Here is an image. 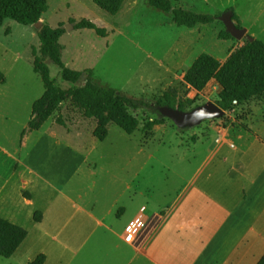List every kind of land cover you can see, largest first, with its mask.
<instances>
[{
    "label": "rangeland",
    "instance_id": "1",
    "mask_svg": "<svg viewBox=\"0 0 264 264\" xmlns=\"http://www.w3.org/2000/svg\"><path fill=\"white\" fill-rule=\"evenodd\" d=\"M48 1L49 8L42 16L44 22L64 23L63 59L84 74L77 82L65 80L59 65L48 61L50 76L68 92V97L40 129L32 132L28 128L30 120L36 118L32 104L45 91L42 76L33 66L40 37L33 24L12 18L5 19L0 26V70L7 80L0 82V207H5L13 217L19 216L25 212L19 193L25 196L24 192L28 191L31 198L40 194L43 183L40 180L46 182L45 179L60 190L53 208L63 210L62 218L71 211L73 218L76 211L68 197L78 202L77 205L97 203L100 206L95 208L97 212H107L111 193L117 194L123 204L129 202L133 214L143 211L144 202L154 210L166 206L179 189L178 174L192 171V165L184 163L190 157L187 144L193 138H208L214 126L240 123L252 108H240L236 104L221 117L205 119L189 128H180L166 117L163 124L147 130L145 121L157 116L152 103L156 105V99L170 87H175L179 96L193 98L195 104L208 100L217 103L221 90L217 80H211L198 91L187 84L185 72L200 53L207 51L225 60L237 44L244 42L246 37L219 36L222 29L229 30L224 19L230 15L226 12L229 7L233 6L238 13L241 26L264 40V0H172L176 6L198 12L223 13L213 22L193 27L178 25L171 12L152 6L149 0H125L117 15L107 13L94 0ZM71 17L90 18L105 27L107 34L102 36L91 28H76ZM88 76L100 84L142 95L150 101L149 107L135 111L140 123L134 132L128 133L112 122L105 140L93 135L96 120L84 116L72 96V90L83 85ZM59 114L65 120L64 125L56 120ZM24 127L27 131L22 135ZM30 134L32 144L23 159L24 143ZM41 153L45 160H40ZM96 165L98 172L93 168ZM131 193H135V198L130 197ZM146 212L147 209L142 214ZM70 223L79 225L72 237L74 243L80 242L94 225V221L83 216L73 218ZM141 224L134 239L146 227V221L142 220ZM126 226L127 221L121 217L114 228ZM53 227L49 222L30 225L24 242L12 256L0 255V264H27L40 252L51 256L50 264H61L65 256L69 260L70 256L53 238ZM99 231L105 233V227H100L80 254L87 259L94 243L91 255L94 264L103 263L102 248L113 250L108 242L101 244Z\"/></svg>",
    "mask_w": 264,
    "mask_h": 264
},
{
    "label": "crops",
    "instance_id": "2",
    "mask_svg": "<svg viewBox=\"0 0 264 264\" xmlns=\"http://www.w3.org/2000/svg\"><path fill=\"white\" fill-rule=\"evenodd\" d=\"M243 106L252 111L240 123L214 126L208 138H193L187 144L190 157L184 163L192 165V171L178 174L179 189L166 206L154 210L144 202L141 210L147 209L142 219L146 227L132 241L126 239V230L138 212L133 214L129 202L123 204L117 194L111 193L107 212H97V203L77 205L68 197L72 208L76 207L73 218L83 216L94 221L92 231L74 243L72 237L79 225L70 223L72 211L62 218L63 210L53 208L60 190L41 174L46 182L40 180L42 189L37 195L41 201L33 208L32 218L26 221V211L13 217L5 207H0V215L27 229L36 222L53 223V238L70 256L69 260L67 256L61 258V264H94V243L87 259L80 254L100 227H105V233L99 231L101 244L106 241L113 249H101L102 264H256L264 253V95L252 97L240 104V108ZM32 140L30 134L24 143L23 159ZM44 186L48 188L43 190ZM130 197L135 198V193ZM37 209L43 211L40 221L34 218ZM121 217L127 226L116 230ZM51 260L47 254L44 264Z\"/></svg>",
    "mask_w": 264,
    "mask_h": 264
},
{
    "label": "trees",
    "instance_id": "3",
    "mask_svg": "<svg viewBox=\"0 0 264 264\" xmlns=\"http://www.w3.org/2000/svg\"><path fill=\"white\" fill-rule=\"evenodd\" d=\"M125 0H94L101 8L116 14ZM152 6L164 12H171L178 25L193 27L198 23H210L220 18L222 12H198L183 6H176L172 0H149ZM49 8L48 0H0V26L5 19L12 18L23 24H33L38 21ZM226 12L241 26V19L235 9L229 7ZM70 21L76 28H91L98 34H107L106 28L96 21L83 17L79 20L71 17ZM66 31L64 23L51 25L44 23L38 30L40 45L34 54V70L40 73L44 82L45 91L37 97L32 104V114L36 116L29 122V130L39 129L44 122L58 109L60 104L68 97V92L58 86L50 76L48 61H53L61 68L65 80L77 82L84 71L67 65L63 59V45L61 37ZM221 38H231L233 34L228 29L219 32ZM187 84L197 89H204L215 79L221 86L217 103L224 109H231L236 104H242L252 97L264 95V40L256 37L254 40L245 38L237 45L225 60L214 54L204 51L197 55L185 72ZM0 82H6L3 71L0 70ZM73 100L83 110L86 117H93L96 126L93 135L100 140L109 134V125L118 124L128 133L134 132L140 121L135 111L150 106V101L144 96H138L118 91L113 86L98 83L92 76H88L83 85L72 90ZM156 103L169 104L174 107L188 109L195 105L193 98L179 96L175 87H170L156 99ZM56 120L65 124L61 114ZM166 117L155 116L145 121V128L151 130L155 124H162ZM27 128L22 130L25 134ZM25 197L31 198L29 192ZM43 211L37 209L34 218L42 220ZM29 230L7 217L0 215V255L12 256L25 238ZM47 258L45 252L37 254L27 264H44ZM256 264H264V253Z\"/></svg>",
    "mask_w": 264,
    "mask_h": 264
},
{
    "label": "water",
    "instance_id": "4",
    "mask_svg": "<svg viewBox=\"0 0 264 264\" xmlns=\"http://www.w3.org/2000/svg\"><path fill=\"white\" fill-rule=\"evenodd\" d=\"M224 19L229 30L234 36L238 38L246 37L251 41L255 39V35L249 33L247 27L239 26L231 15H226ZM44 23L43 17L33 23L37 32ZM152 104L154 106V112L157 113V116L171 118L180 128L193 127L200 124L205 119L221 117L226 113V109L213 100H208L188 109L174 107L169 104Z\"/></svg>",
    "mask_w": 264,
    "mask_h": 264
},
{
    "label": "bare ground",
    "instance_id": "5",
    "mask_svg": "<svg viewBox=\"0 0 264 264\" xmlns=\"http://www.w3.org/2000/svg\"><path fill=\"white\" fill-rule=\"evenodd\" d=\"M125 3V2H124ZM123 7V6H122ZM102 9V8H101ZM104 10V9H103ZM105 11V10H104ZM121 11V9L117 12V14H119V12ZM107 12V11H106ZM109 13V12H107ZM115 14V15H117ZM106 139V138H105ZM103 139V140H105ZM102 140V141H103ZM42 156V153L40 154V160H45V157H41ZM20 195V201L22 202V204L24 205L25 207V211H26V221H29L31 218H32V210L33 208L38 204L40 203L41 200H39V195H36L35 198H31V199H28L26 198L21 192L19 193ZM141 213H137L135 216H140ZM128 241H131V240H128Z\"/></svg>",
    "mask_w": 264,
    "mask_h": 264
},
{
    "label": "built area",
    "instance_id": "6",
    "mask_svg": "<svg viewBox=\"0 0 264 264\" xmlns=\"http://www.w3.org/2000/svg\"><path fill=\"white\" fill-rule=\"evenodd\" d=\"M138 213H141V215L138 217V216H134L132 222L130 223V225L127 227V230H126V239L127 240H133L134 239V234L136 232V230L139 228V226L141 225L142 223V219L144 217V215L142 214L143 212H138Z\"/></svg>",
    "mask_w": 264,
    "mask_h": 264
}]
</instances>
